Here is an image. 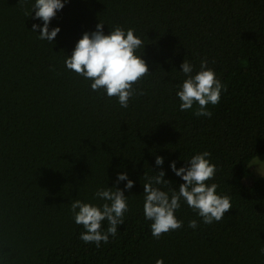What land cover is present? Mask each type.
Instances as JSON below:
<instances>
[{
	"label": "trees",
	"instance_id": "obj_1",
	"mask_svg": "<svg viewBox=\"0 0 264 264\" xmlns=\"http://www.w3.org/2000/svg\"><path fill=\"white\" fill-rule=\"evenodd\" d=\"M33 3L0 0L3 264H264V177L246 183L264 156V0H71L52 20L61 28L54 44L32 32ZM100 21L106 34L134 28L146 44L152 74L127 109L65 68ZM185 59L197 71L207 59L227 87L211 116L179 110ZM204 151L218 169L210 182L233 208L209 225L183 204L184 226L156 239L143 213L145 177L164 170L178 190L184 181L170 163ZM117 171L136 182L125 190V224L108 244H85L71 202L100 203L95 191L116 186Z\"/></svg>",
	"mask_w": 264,
	"mask_h": 264
},
{
	"label": "clouds",
	"instance_id": "obj_2",
	"mask_svg": "<svg viewBox=\"0 0 264 264\" xmlns=\"http://www.w3.org/2000/svg\"><path fill=\"white\" fill-rule=\"evenodd\" d=\"M70 2L34 0L30 17L37 21L32 25V32L38 33V39L54 44L61 28L51 27L52 20ZM105 24L100 21L95 30L82 34L71 55H66L65 68L90 81L92 91L106 94L109 98L115 97L120 107L127 109L130 100L137 95H144L137 88L139 82L152 74L144 58L146 44L134 28L116 26L106 34ZM180 68L182 70L179 72L185 79L177 86L179 110L186 112L195 106L197 116H211L209 105L217 106L221 103L222 93L227 91L226 85L215 70L208 66L207 59L200 62L198 71L186 59ZM184 161L185 166L181 167H177V161L170 163L171 171L184 181L178 190L168 187L172 182L165 179L164 170L145 177L143 213L145 219L151 222V233L156 239L184 226V222L176 215L183 204L191 208L202 223L209 225L220 222L233 208L231 197L219 193V185L210 182L215 179L218 171L210 152L196 153ZM155 163L162 168L164 158L157 156ZM253 165L256 166L257 174L264 177V161L257 157ZM121 183L124 184L123 188L119 187ZM135 183L127 171H117L116 186L109 187L108 184L95 191L94 198L100 203L80 199L71 202L74 222L83 227L79 236L81 241L99 248L117 236L120 226L125 224V214L130 210L129 196L125 195V190L133 189ZM188 227L197 229V220H191ZM260 252L264 253V248ZM0 264H3L2 260ZM156 264H164L163 258L158 259Z\"/></svg>",
	"mask_w": 264,
	"mask_h": 264
},
{
	"label": "rangeland",
	"instance_id": "obj_3",
	"mask_svg": "<svg viewBox=\"0 0 264 264\" xmlns=\"http://www.w3.org/2000/svg\"><path fill=\"white\" fill-rule=\"evenodd\" d=\"M262 161H264V156H260L259 157ZM257 159V158H256ZM253 163V162H252ZM251 171H252V176L251 177H248L247 178V180H246V183H248V184H252L253 182H254V180H255V178H259V177H262V176H260V175H258L257 174V171H256V166L255 165H253L252 167H251Z\"/></svg>",
	"mask_w": 264,
	"mask_h": 264
}]
</instances>
